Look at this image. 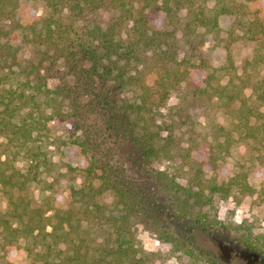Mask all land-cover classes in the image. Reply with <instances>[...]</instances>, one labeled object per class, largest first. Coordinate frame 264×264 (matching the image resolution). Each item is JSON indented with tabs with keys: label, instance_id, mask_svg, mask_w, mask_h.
Masks as SVG:
<instances>
[{
	"label": "trees",
	"instance_id": "16d2710c",
	"mask_svg": "<svg viewBox=\"0 0 264 264\" xmlns=\"http://www.w3.org/2000/svg\"><path fill=\"white\" fill-rule=\"evenodd\" d=\"M39 4V16L27 13ZM240 38L264 64V0H0V264H16L7 257L20 249L29 264H163L138 227L173 257L220 264L183 230L219 232L205 210L235 192L264 201L243 163L226 178L206 173L238 142L264 163V79L233 72ZM212 107L228 124L201 135L193 113ZM69 148L85 166L61 197ZM162 159L183 174L158 168Z\"/></svg>",
	"mask_w": 264,
	"mask_h": 264
},
{
	"label": "rangeland",
	"instance_id": "374dc122",
	"mask_svg": "<svg viewBox=\"0 0 264 264\" xmlns=\"http://www.w3.org/2000/svg\"><path fill=\"white\" fill-rule=\"evenodd\" d=\"M40 9L39 4L35 9L28 10L27 13H34L39 16L41 14ZM153 23L157 26L162 24L159 18L153 20ZM222 27L227 28L228 23L223 22ZM210 46V42L204 46V52L207 53L208 57H212L216 64L223 63L226 65L223 54L218 50L209 51ZM254 47L253 42L240 38L231 44L228 51L232 69L236 75L240 76L245 73L251 79L261 81L264 79V64H257L252 61ZM203 77L204 73L201 72H193L191 75L193 80H201ZM244 94L246 97L251 98L249 88L244 90ZM176 101L173 96L163 108L157 109L154 114L157 124H160V121H165L167 116L172 113L170 108ZM193 117L196 123L195 130L201 135L213 134L215 124L224 126L228 124L225 114L217 107H212L205 112L195 111ZM69 130V124L63 123L57 124L53 131L57 136L63 138ZM66 152L68 158H64L63 161L69 162L74 170L67 172L57 183L56 191L61 197L66 186H79L82 180L80 170L85 166L84 159L77 155L75 148H69ZM251 156L252 153L249 152L246 144L234 143L225 162L218 164L217 171L206 170L207 176L229 177L236 171L235 164L243 163L245 169L251 173L258 189L264 191V163L257 162ZM157 167L163 168L173 175L183 174L179 160L169 162L162 159ZM30 194L37 198L38 190L32 188ZM106 199L110 201L111 197L106 196ZM4 208L5 197L0 196V209L4 210ZM205 211L209 219H216L221 224L222 229L218 230L219 232L210 230L204 233L195 226L191 227L194 228L192 230L186 227L183 233L191 239L193 238L194 247L198 246L201 250L208 252L209 256L220 264H264V201L258 195H243L235 192L225 200L216 201L212 208H207ZM137 234L144 249L147 252L154 253L163 264H203L202 262H193L184 256L173 257L168 253L169 247L167 245L160 244L141 227H138ZM243 241L244 243L247 241V244H243ZM195 252L199 253V250L195 249ZM7 260L16 264H29V259L21 249L12 252Z\"/></svg>",
	"mask_w": 264,
	"mask_h": 264
}]
</instances>
